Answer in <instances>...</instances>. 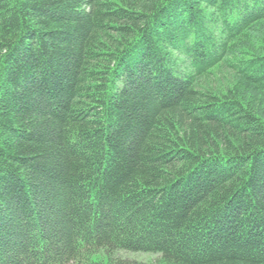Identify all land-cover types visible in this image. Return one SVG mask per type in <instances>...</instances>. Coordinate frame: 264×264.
<instances>
[{"label":"trees","instance_id":"obj_1","mask_svg":"<svg viewBox=\"0 0 264 264\" xmlns=\"http://www.w3.org/2000/svg\"><path fill=\"white\" fill-rule=\"evenodd\" d=\"M120 252L264 264V0H0V264Z\"/></svg>","mask_w":264,"mask_h":264},{"label":"rangeland","instance_id":"obj_2","mask_svg":"<svg viewBox=\"0 0 264 264\" xmlns=\"http://www.w3.org/2000/svg\"><path fill=\"white\" fill-rule=\"evenodd\" d=\"M118 256L122 258L132 259V260L144 261L149 264H165L164 262H162L161 257L157 254L120 252ZM93 259L95 261H101V260H104L105 262L108 261V257L105 256V254L103 253L96 254L93 257Z\"/></svg>","mask_w":264,"mask_h":264}]
</instances>
